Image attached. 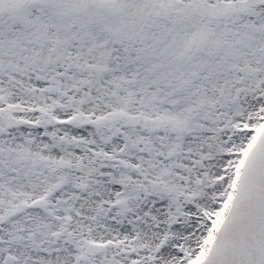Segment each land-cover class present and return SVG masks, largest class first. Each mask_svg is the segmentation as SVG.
Wrapping results in <instances>:
<instances>
[{
    "label": "snow or ice",
    "instance_id": "obj_1",
    "mask_svg": "<svg viewBox=\"0 0 264 264\" xmlns=\"http://www.w3.org/2000/svg\"><path fill=\"white\" fill-rule=\"evenodd\" d=\"M0 264H264V0H0Z\"/></svg>",
    "mask_w": 264,
    "mask_h": 264
}]
</instances>
